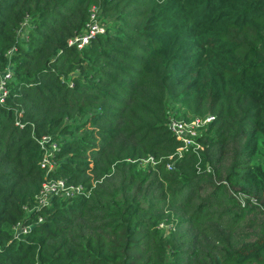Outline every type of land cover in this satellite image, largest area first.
Wrapping results in <instances>:
<instances>
[{"label":"trees","instance_id":"1","mask_svg":"<svg viewBox=\"0 0 264 264\" xmlns=\"http://www.w3.org/2000/svg\"><path fill=\"white\" fill-rule=\"evenodd\" d=\"M6 64L0 264H264V0H0Z\"/></svg>","mask_w":264,"mask_h":264},{"label":"built area","instance_id":"2","mask_svg":"<svg viewBox=\"0 0 264 264\" xmlns=\"http://www.w3.org/2000/svg\"><path fill=\"white\" fill-rule=\"evenodd\" d=\"M103 31L102 26L100 27V22L97 20L96 13L92 10L90 14V19L87 23V29L81 33L76 34L68 39L70 44H76L78 47L85 45L90 38L97 32ZM12 74V67L10 64H6L4 67H0V101L4 100L5 95L8 93L6 82ZM213 115L207 114L205 116H193L190 119H183L178 117H170L168 120V126L173 132V134L183 142L184 148L186 146H192L197 144V136L201 133L198 132V128L204 127L208 122L213 119ZM49 136L45 135L40 140L42 146ZM52 147L55 148V143H52ZM52 154L51 151H45L42 158V165L49 164L51 168L53 166V161L50 158ZM42 192L39 196V201L41 203L48 202L53 193H57L59 190L66 195H71L75 188L78 186H64V181L62 179H48L42 184Z\"/></svg>","mask_w":264,"mask_h":264},{"label":"rangeland","instance_id":"3","mask_svg":"<svg viewBox=\"0 0 264 264\" xmlns=\"http://www.w3.org/2000/svg\"><path fill=\"white\" fill-rule=\"evenodd\" d=\"M94 12L97 13L95 9H94ZM96 15H97V14H96ZM98 21H99V20H98ZM99 22H100V21H99ZM101 26H102V28H104V24H102V23L100 22V27H101ZM174 116H175V115H172V114H171V117H174ZM202 129H203V127L198 128V132H201ZM253 200H255V199H253Z\"/></svg>","mask_w":264,"mask_h":264}]
</instances>
